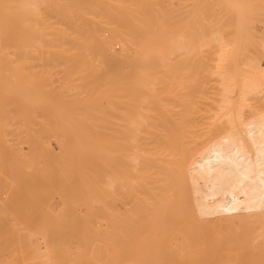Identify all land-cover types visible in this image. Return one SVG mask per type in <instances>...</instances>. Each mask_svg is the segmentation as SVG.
<instances>
[{"label": "rangeland", "instance_id": "374dc122", "mask_svg": "<svg viewBox=\"0 0 264 264\" xmlns=\"http://www.w3.org/2000/svg\"><path fill=\"white\" fill-rule=\"evenodd\" d=\"M171 1V5L173 4L172 7L176 10V12L178 9L186 12L184 13V19L181 22L179 21L178 17H176L175 21V29L178 27L184 29L183 31H181L182 29L178 28L181 32L177 31L178 29H176L177 34L175 33V37L180 36L178 37L180 39L177 38L178 41H176L179 48L175 47V51H173V54L168 59L162 57L154 58L156 59L155 61H159V63L157 62V65H155L148 74V77L151 78L154 82L151 83L153 86H147L151 89L150 91L146 87V89L143 88V91L141 92L142 96H139L136 101L133 100L131 95H128L130 91L129 87L132 85L131 79V84H129L128 78L130 76L134 77V74H137L138 76V73H130L128 67H125L121 64L122 69H119L120 72L118 73V75L115 74V72H118L117 67L119 65H116V63H114L112 60L107 59V57L105 58L101 55H97L99 54V52H94L96 54L95 55L93 53L89 54L86 52H83V54L82 52H79V54L75 51L63 52L57 50H46L41 51L40 54V51H38V47L36 45L33 46L34 49H32V51H25L26 49H23L24 51H21L18 47L21 43H24V41L22 42L21 38V36L23 37V35L21 34V27L19 28V25L17 24L16 29H18V32L16 30L17 34L15 37L17 40L16 42H18L19 44L15 42V49L17 47L16 52L13 53L12 51V54L10 52H7L10 55L6 52L0 53V61H10L9 63L7 62L8 64L6 63L7 65L0 63V85L3 82H8L11 84L14 83L13 86H16V90H18L13 94L14 99L12 100V106L10 107L9 105L7 108L8 110H6V115L10 117L12 116V118L5 117L3 119L0 117V139L2 137L1 140L4 142H0V264H264V166H257L259 167L257 168L251 165L248 160H244V155L239 149L241 148V146L239 145L241 139L234 138L233 131L231 130L230 126H228L226 121L223 120L224 122H217L215 127V124H213V120L219 118L220 112H222L223 110V108L220 109L217 105L219 104V106H226V104L222 101H220V103L217 102V100H221L218 98L220 97L219 95L221 94V92L218 91L222 90V84L220 80L218 81V79H220L219 75H217V73L214 71V62L212 63L213 60H210V57L213 56L211 52H214V54L217 52L218 54L220 48L219 46L223 44V42L227 43L228 40L234 41L233 38L235 36L231 32L229 33H231V35L234 37H228L231 35L227 36L226 34L230 29L228 23L226 22H229L230 24V22L234 20L235 25L236 15L234 14L232 16V19L229 21L228 18L226 19V17L229 16H224L223 14L224 18L227 21L224 19V21H222L223 16L221 17L220 15H218L217 18L216 14H213V12L209 14L208 12V17H210L211 20H213V15H215L214 21H216V24L214 23L211 28L216 30L213 31H217L216 33L220 31L218 34L220 36L222 34L225 35L224 39L227 40L224 41V39L222 38L223 36H221L223 40L221 39L218 41L219 45H217V42L214 43L216 44L215 47H217L218 49H214L213 46H207L210 48V52L208 48L207 50H203L202 45H200L202 46V49H200L197 41L195 42V40L191 36L198 30V28H196V30L193 31V28L197 26H193V23H191L192 25L187 23V21L189 22L190 20L189 8L191 7V4L189 2L191 0H185L188 2V5L185 4L186 2L184 0H179V2L178 0ZM111 2L113 6L115 0H111ZM178 3L181 4L179 5ZM183 4L184 6L182 7ZM36 11L39 12L38 9H36ZM251 15L253 18L251 17ZM219 16L221 17V19H219ZM263 16L264 15L257 16L256 14L251 13L248 18L246 17L247 19H250L249 17H251L256 21L255 25L249 23L252 26L251 28H249L250 26H247V23L252 19L248 20V22L246 21L247 19H245L247 23H244H246L245 25L247 26V28H249V32H259V36L257 34L256 36L254 34H251L250 40L247 37L244 38L245 40L243 39L242 43L243 41H245V44L240 43L241 50L244 48L243 51H245V45L248 41L249 44H252V42L253 44H257V41L264 38V36H262L264 34H260V31H263L262 33H264V18H262ZM50 19L54 21L50 28H54L56 26L55 24H57V22H55L57 18L51 17ZM79 19V26H82L78 27L80 31L74 30V28L72 29V27L70 29V26H68V24H63L64 26L66 25L68 27V30L74 31H71L73 32V36L75 35V33L77 34L76 31H79L78 35L84 34L82 30L84 29V25L81 22V18ZM260 20H262V22ZM220 23L223 25L221 26ZM232 23L233 21L231 22V24ZM187 24L189 25L190 32L192 34L188 30L189 27H186ZM224 24L225 28L223 27ZM234 25L232 24L230 26L234 28ZM102 31L105 34L106 39L108 38L109 40H111V44H109L113 51L119 52L122 49V44H120L121 42L113 38V35H111V30H109L108 28L102 26ZM184 31L186 35H188L189 33L190 35H188L187 40L184 39L183 43V39L181 40V34ZM232 31L234 32L233 29ZM20 34L21 36H18ZM248 35L246 33V36ZM252 36L255 37L256 40ZM258 37L259 39L257 40ZM252 39L255 41V43L254 41H252ZM231 42L229 43L231 44ZM160 43L163 44V42ZM196 44L198 46H196ZM241 44L244 46H241ZM251 44L248 47H251ZM21 45L23 46L25 45V43ZM228 47L229 46L225 48L224 46L223 50H226H224L223 52H229L230 50L228 51ZM188 49H190V53L187 52ZM197 49L201 50V52L197 51ZM204 49H206V46L204 47ZM241 50V53H237V56L239 55L240 57L238 58L240 60L242 58L241 61L244 60L245 62L247 61V59L242 54L243 52ZM255 50H251L252 53L257 52ZM32 52H35L37 55L35 53L34 55ZM202 52H207V55L204 53V56ZM244 54L246 55V52H244ZM257 54H259V52H257ZM257 54H253L256 56L252 55V58H259L260 61L264 63V54L261 55L262 58L260 57V54ZM89 55H92L94 57H90ZM199 55H201L202 57ZM22 56H24V59H21L23 58ZM29 56L30 58H28ZM206 56L210 60V63ZM257 56L259 57L257 58ZM213 57H216V55ZM40 58L42 61L38 60ZM101 58L102 60H104L103 62ZM202 59L203 62H201ZM239 59L237 61L240 62ZM230 61L231 63H233L232 57L227 59L228 65L225 64L226 67L233 66V64H229ZM15 62H17L18 64H15ZM165 62H172L171 72H165V70L163 69L162 63ZM244 62L241 63L242 67L245 65L243 64ZM235 63L237 62L235 61ZM9 64L14 68H11ZM113 64H115V66ZM210 64L214 67H211ZM208 65L211 69L207 67ZM157 66H159V68ZM235 66L237 65L235 64ZM8 67L11 71L13 69V71L10 72ZM206 67L208 69H206ZM30 68L32 70H30ZM113 68L115 69L113 70ZM5 69L7 72L9 71V73L5 72ZM17 69L18 71L16 72ZM111 69L113 71H111ZM240 70L241 68L238 71L236 70V72L234 71L235 73L233 71H228L233 74V77H235L234 75H236L237 77L235 78H238L237 80L232 79L229 81L230 84L233 83V86L229 85L230 91L228 93L231 100L230 104L237 108L239 107L240 98L239 85L241 80H239V78L244 74L245 76L251 74L250 72L246 71L245 68L242 69L244 72ZM27 71L30 73H28ZM245 71L247 73H245ZM1 72L6 73L7 75L2 74ZM22 72L24 73L22 74ZM46 72L48 74H46ZM94 72L97 74H95ZM128 72L130 73L129 77L126 79L128 81L124 83V81H126L125 75L128 76ZM228 72L227 74L229 76H232L231 73ZM38 73L41 77L37 75ZM46 75L48 76V78ZM115 76L117 78H115ZM119 79L120 82L118 81ZM116 80L119 82V84ZM215 80L217 81L214 82ZM31 82H33L32 85ZM121 83L126 85H123ZM218 84H221V87ZM34 86H36V88ZM62 89L63 91H61ZM102 90L104 94L102 93ZM98 91L102 93L100 96H102L103 99L99 96ZM263 92L264 83L262 85L261 93L256 92L249 94V99L246 98L247 101L246 99L242 101L244 106L241 109L242 111H240V118H243L241 126H244L245 128V131L242 132L244 135L243 138L247 140L249 139V136L251 141L257 140L256 143L258 146V152L261 153L259 154L261 156L260 161L264 163V128H261L264 127ZM143 93L146 94L145 96H147V98H144L145 96H143ZM153 93H155V95ZM216 93L217 95H215ZM97 94L98 97H96ZM167 94H169V96ZM255 94H258L259 96H256ZM212 95H215V98L212 97ZM254 95L256 97H254ZM260 95L262 96L261 98ZM46 96L49 97V99H47ZM26 97H28L29 99H26ZM76 97L77 99L80 98L82 102L86 103L85 107L73 108L72 106H70V104H72L73 102H77ZM95 97L97 99H95ZM99 97L100 99H98ZM151 97H153V99L157 98V106H153L154 103L152 102V104L150 102ZM166 98L168 99L166 100ZM190 99L193 101H191ZM211 99L212 102H210ZM188 100H190L191 102L189 101V107L187 106V108L184 104ZM259 102H262V104ZM173 103L176 105H174ZM256 103H258V106H260L258 107ZM59 104H61V106H59ZM205 104L208 105L206 106ZM147 105L149 106L147 107ZM183 105L185 107H183ZM199 105L202 106V109L201 106L199 107ZM214 106H216V109ZM256 107L258 110L260 107L263 108H261L259 111H256ZM177 108H187L185 110L183 109V111H185L184 113L186 114V123L190 121L188 122V124H186L185 120H183L185 114L181 116V114L183 113L181 111L182 109L178 110L179 112H177ZM199 109H201L202 111H200ZM186 110L190 112H187ZM65 112H67L68 114H65ZM170 112L173 115L170 114ZM74 114H77L76 118L68 120L71 115V117H75ZM211 114L214 116H210ZM136 116L137 118H150L148 126H143L142 124L140 125V123H138L137 125V123L135 122L132 123L131 118ZM197 116L198 118H196ZM58 117L61 118V121L63 123L57 119ZM200 117L202 118V121ZM209 117H211L212 119ZM66 118H68L67 120L70 122V125L66 122ZM85 118L88 119L87 122L85 121ZM91 118L93 119L92 121ZM155 118H161V120L155 122ZM71 120L75 122L71 124ZM181 120H183V122ZM253 120L254 122H252ZM58 121L62 123V126ZM78 121L82 123L81 130L79 127H77L78 125L81 127L80 123L78 124ZM89 121L90 123H88ZM192 121L195 123H192ZM250 121L252 122V124L250 123ZM259 121L263 122V125ZM6 122L8 123L6 124ZM76 122L77 124H75ZM91 123L93 124L90 125ZM179 123H182L183 125ZM71 125H73V127H71L74 128L73 130L70 129ZM181 125L182 127L184 126L186 129H188H185L186 131H182ZM250 125H252L253 129H251ZM3 126H5L6 128ZM66 126H68L69 128ZM171 126L172 128L174 126L175 128H177L178 126V128H181L178 129L180 130V132L185 131V133H188L187 145L190 147L189 152L192 153H190L189 166L194 168L191 171L192 176H194V180H191V182L187 184L188 197L187 199L185 197L184 203V207L187 209V211L183 210L180 205L181 195L179 191V184L175 186L170 184L169 186V183L168 185H164L165 183L163 181L154 179L159 178L161 175H163L164 171L168 170L159 168V166H157L158 163H161L162 165H170V163L172 162V160L158 159L159 157H169L170 155L165 154L166 151H168V146H165L164 143L161 144V142H164V133L166 137L167 135L169 136L168 131ZM191 126L193 128H196L193 129ZM87 128L89 130H87L88 133H91L90 135L87 133V131H84V129L86 130ZM67 129L69 130L67 131ZM148 129L152 130L148 131ZM163 129L165 130V132ZM262 129L263 132H261ZM76 130L79 131V133L81 132L82 136H80V134L78 135V132ZM221 130L224 132V134ZM213 131L216 133L214 134ZM84 132L85 134H87V136L89 135L88 137H86V139L83 138ZM185 133H183V141L187 142ZM73 134L75 136H73ZM135 134H137V139L133 137L135 136ZM158 134L161 138L157 137L159 136ZM7 135L9 137H7ZM92 135L96 137L95 140L93 139L94 137ZM214 135L219 139L216 138L215 140ZM219 135L222 137L221 139H224L223 137L225 136L226 142L229 141L231 143H225L227 146H231L230 148L236 149L229 150L230 148L227 149L225 144L222 145ZM100 137H102L103 144L101 143L102 141L100 140ZM131 137L133 140L130 139ZM210 137L212 139H209ZM78 138H80L81 141L83 140L82 143H84V141L87 143H85L84 146L80 143V145L83 147H87L91 141V144H93L94 147H96L97 144V149H95L96 151H94L93 147V149L91 150L92 153L90 155L91 151L89 152L88 150L83 149V147L79 146V143L77 142L80 140ZM106 138L108 139V141ZM153 140L157 145L154 144ZM93 141H96L97 143ZM99 141H101L100 143L102 146H105H100ZM198 142L200 144H198ZM224 142L225 141H223V143ZM216 143L218 146L216 145ZM125 145L128 148L125 147ZM155 145L157 148H155ZM211 145L213 148L211 147ZM135 146H138L137 150L132 149ZM100 147L103 148V151ZM220 147H222V149L226 147V149L222 150ZM80 148H82L81 150L83 151H81ZM98 149H100L101 151ZM217 149L222 151H217ZM149 150H157L158 152H160L157 154H147L155 158L151 160V163H156V166H151V168L149 169L143 168L142 166H140V164H138L136 168L129 167V161L132 160V156H134V158L136 157V159L139 158L137 160H140V155L144 153V151ZM99 151L102 153L98 155ZM107 152L110 154L108 155ZM94 153L97 155H95ZM92 155H95L94 158H92ZM107 155L109 157V161L107 160ZM11 157L13 159H11ZM112 157H115V159ZM112 159L113 164L111 165ZM19 162L21 165H18ZM94 162H96L97 165ZM115 163H117L118 165H114ZM144 163H150V161ZM121 164L123 166H121ZM74 165L76 166L74 167ZM196 166L199 167V170L196 169ZM148 170L154 171L151 173V184L158 183L160 185L159 198L161 199L162 204L161 212L165 214L155 215L152 213H146L144 211L145 206L142 198L145 197L146 193L145 191H143V188L139 184V179L141 178L140 174L145 173ZM78 171L79 173L77 174ZM80 171L85 173L87 176L85 174H82L81 176ZM197 173L200 174L196 175ZM220 173L223 174L222 178L224 182L216 179L215 175H218ZM84 176L88 179L84 178ZM93 178H96V180H93ZM86 179L88 181H86ZM98 179L99 181H97ZM84 180L88 183L89 186L86 187L85 185L87 184L82 183V181ZM89 181L92 184H90ZM105 183L108 185L109 183H111V185H109L108 187L107 185H105ZM122 183L124 185H122ZM101 184L104 186H102ZM91 185H94V187ZM84 187H86L85 189L91 187V190H85ZM111 192L113 193L111 194ZM121 192L126 196L124 194H120ZM171 192L172 199L171 196L168 195ZM84 193L87 195V197L90 194L89 197L93 201H96L97 199L95 197L98 198L99 196V199L102 198L100 201H103L99 202L98 200L94 205L91 200L89 206L92 210V216L90 217L83 216L86 213V205L82 202V199L84 200L85 198H87ZM165 197L166 201H168L172 206V213H169V203L165 202ZM83 211L84 213L82 214ZM87 227L93 228L95 230L93 236H90V233L86 229ZM34 232L36 234H39V238L36 237V234H33ZM57 232H61V234L59 235L61 238V242L55 244L57 241H59L58 239L52 244L51 240L53 238L52 241H55L54 234L56 236ZM83 232H87L88 234L87 242L85 244H79L77 238ZM43 233H47L53 237L49 239L50 236H45ZM42 234L47 240H45L46 244H44L45 242H41ZM29 237H34L36 241H39L38 244L34 247L26 245V241ZM57 238L55 237V239ZM48 240H50L49 243L51 244L47 243ZM20 241H24V243L22 244V242ZM17 243H19V245Z\"/></svg>", "mask_w": 264, "mask_h": 264}, {"label": "bare ground", "instance_id": "6f19581e", "mask_svg": "<svg viewBox=\"0 0 264 264\" xmlns=\"http://www.w3.org/2000/svg\"><path fill=\"white\" fill-rule=\"evenodd\" d=\"M171 0H115V3H114V5L112 6V2H111V0H0V53L1 52H12L13 51V53L14 52H16V50H17V47H16V49H15V42L17 41L16 40V30H17V32H18V29H16L17 28V24L19 25V28L22 30H20L21 31V34L23 35V37L21 36V34L20 35H18V36H21V38H22V42L24 41V43H25V45H21V44H24V43H21L20 44V46L18 47L21 51H24L23 49H26L25 51H32V49H34L33 48V46H37L38 47V51H40V54H41V51H46V50H50V51H54V50H57V51H75V52H77V53H79V52H82V54H83V52H86V53H93V54H95L96 52H99V54H97V55H101V56H103V57H107V59H109V60H112L114 63H116V65H119L118 67H117V69H118V72H115V74H117L118 75V73L120 72V70L119 69H122L121 68V64L122 65H124L125 67H128V70L130 71V73L131 72H135V73H138V76H137V74L135 75L134 74V77H132V76H130V77H132V78H130L129 77V72H128V76L127 75H125L126 77H125V80L128 78L129 79V81L128 80H126V81H124V83L125 82H129V84H131V82H132V85L129 87L130 88V91H129V93H128V95H131L132 96V98H133V100L134 101H136L137 100V98L139 97V96H142V94H141V92L143 91V88L144 89H146V88H148L150 85H152L151 83H154L153 81H152V79L151 78H149L148 77V74L150 73L149 71L151 70V69H153L154 68V66L155 65H157V62L159 63V61H155L156 59H154V58H156V57H162V58H166V59H168L169 57H171V55L173 54V51H175L174 49H175V47L176 48H179L178 47V45H177V43H176V41H178L177 40V38L178 37H180V36H178V37H175V33H176V29H182V28H180V27H178V28H176L175 29V21H176V17H178L179 18V21L181 22L183 19H184V13H186V12H183L182 10H180V9H178L177 10V12H176V10L172 7V5H171V2H170ZM185 1V0H184ZM178 2H179V0H178ZM186 3V5H188L187 3V1H185ZM190 4H191V7L189 8L190 10H189V12H190V20H189V22L187 21V23L188 24H191V23H193V26H197V27H195V28H193V31H195L196 30V28H198V30L196 31V33L194 32V34H192L191 32H190V27H189V25L187 24L186 25V27L188 26L189 27V32L192 34L191 36H192V38L195 40V42L197 41V44H199V46L200 45H202L203 46V50H207V48L210 50V46H213V48L215 49V48H217V47H215L216 46V44H214V43H218V41L219 40H221L222 38L224 39V36L225 35H221V36H223L222 38H221V36L218 34V33H216L215 31H213V30H216V29H212L211 28V26L216 22V21H214V16L215 15H213V20H211L210 19V17H208V12H209V14L210 13H212L213 12V14H216V17L218 16V15H220L221 17L223 16V14H224V16H229V17H226V19L228 18V20L230 21L231 19H232V16L235 14L236 15V26L234 25V20H232L233 21V25H234V28L233 27H231L230 25H232L231 24V22H230V24H229V22H226V23H228V25H229V27H230V29H229V31H228V33L229 32H231L234 36H232L231 35V33H226L227 34V36L228 35H231V36H228V37H234L233 39H234V41L233 40H225L224 39V41H227V43H225V42H223V44H221L219 47V51H218V54H217V52L214 54V52H211V50H210V52L213 54V56H215L216 55V57H213V56H211L212 57V59H211V57H210V60H213L212 61V63L214 62V66H215V72L217 73V75H219V77H220V79H218V81L220 80L221 81V84H222V90L221 91H218V90H216V91H218V92H221V94L219 95L220 97H218L219 99H221V100H217V102H219L220 103V101H222V102H224L225 104H226V106H224V105H222V106H219V104L217 105V103H216V105L220 108V109H222L223 108V110H222V112H220V115H219V118H216L215 120H213V124H215L214 125V127L216 126V123L217 122H224V121H226V123L228 124V126H230V128H231V130L233 131V136H234V138H236V139H241V141L239 142V145L241 146V148H242V150H241V148H239L240 149V151L242 152V154L244 155V160H248V162L251 164V165H253L254 167H257V166H259V167H262V166H264V163L263 162H261L260 161V158H261V156L259 155V154H261V153H259L258 152V146H257V143H256V141H251L250 140V137L248 136V138L249 139H244L243 138V131H245V128H244V126H241V122L243 121L242 119L243 118H240V116H241V114H240V111H242L241 109H242V107L244 106V104L242 103V101L243 100H245L246 98L247 99H249V94H252V93H261L262 92V85H263V83H264V63H262L261 61H260V59L258 58L259 56H257V58L258 59H255V57L254 58H252L253 56H256V55H253V54H257V52H259V54H260V57L262 58V54H264V38L263 39H261V40H259V41H257V44L255 43V41L252 39V41H254V43L255 44H253V42H252V44H251V47H248V46H250V44H249V41L246 43V49H245V51H243L244 50V48L241 50L240 49V43H242V40L244 39V38H248L249 40L251 39V34H254L255 36H256V34L259 36V32H257L256 33V31H255V33H253L252 31V33L251 32H249L250 30H249V28H251L252 26L250 25V24H254L255 25V20L254 19H252L253 17H252V15H251V17H249L250 19H252V20H254V21H252V20H250V19H247L248 18V16L251 14V13H254V14H256L257 16H259V15H264V0H191L190 2H189ZM179 4V3H178ZM181 4V3H180ZM179 4V5H180ZM189 4V5H190ZM185 5V6H186ZM184 6V4L182 5V7ZM182 7H181V9H182ZM177 8V7H176ZM180 8V7H179ZM36 9H38L39 10V12L38 11H36ZM219 16V17H220ZM224 16L222 17V21H224V20H226L225 18H224ZM230 16H231V18H230ZM51 17H56L57 19L55 20V22H57V24H55L56 26L54 27V28H50V26H52V24L54 23V21L53 20H51L50 18ZM189 17V16H188ZM221 17L219 18V19H221ZM247 17V18H246ZM261 17V16H260ZM79 18H81V22H82V24L84 25L83 26V28L84 29H82L83 30V33L84 34H80V35H78L79 34V31H80V29L78 28V27H82V26H79L80 25V19ZM218 18V17H217ZM262 18H264V16L262 17ZM58 19H59V21H58ZM210 19V20H209ZM216 19V18H215ZM224 19V20H223ZM234 19V18H233ZM245 19H247L246 21L248 22V20H250L248 23L245 21ZM213 21V22H212ZM217 21H219V20H217ZM222 21H220V22H222ZM227 21V20H226ZM251 21H252V23H251ZM261 22H262V20H260ZM59 22H61V23H59ZM244 22H246L247 23V26H250L249 28H247V26L245 25L246 23H244ZM259 22V21H258ZM68 24V26H70V29H71V27H72V29L74 28V30H79V31H76L77 32V34L75 33V35L73 36L72 35V33L74 32L73 30H71V31H73V32H71L70 30H68L67 28V26L65 25H63V24ZM250 23V24H249ZM216 24V23H215ZM249 24V25H248ZM260 24V23H259ZM192 25V24H191ZM190 25V26H191ZM220 25L222 26L223 24H221L220 23ZM219 25V26H220ZM102 26H104V27H106V28H108L109 30H111V35H113V38H115L116 40H118L119 42H121L120 44H122L121 45V50L119 51V52H116V51H113V49L111 48V46H110V44H111V40H109L108 38V40L106 39V37H105V34L103 33V31H102ZM182 26H183V24H182ZM217 26V25H216ZM245 26H246V29H248V30H246L245 29ZM264 26V25H263ZM185 27V26H184ZM224 28H225V24H224V26H223ZM228 27V28H229ZM214 28H215V26H214ZM258 28V27H257ZM264 28V27H263ZM177 30V31H180V30ZM191 29H192V27H191ZM227 29V28H226ZM225 29V30H226ZM232 29L234 30V32L232 31ZM81 30V31H82ZM184 29H182L181 31H183ZM220 30H222V29H220ZM225 30H224V32H225ZM260 30V29H259ZM19 31V32H20ZM180 31V32H181ZM249 32V33H248ZM261 33V35L262 34H264V33H262L263 31H260ZM80 33H82V32H80ZM190 33L188 34V35H190ZM235 33V34H234ZM246 33H247V35L248 34H250V35H248V36H246ZM177 34V33H176ZM48 35V36H47ZM188 35H186L185 34V31L184 32H182V34H181V40L183 41V43H184V39H186L187 40V38H188ZM226 36V37H227ZM262 36H264V35H262ZM253 37V36H252ZM261 37V36H260ZM19 38V37H18ZM17 38V39H18ZM253 38H255V37H253ZM262 38V37H261ZM178 39H180V38H178ZM222 39V40H223ZM227 39H232V38H227ZM259 39V37L257 38V40ZM185 40V41H186ZM245 40V39H244ZM255 40H256V38H255ZM232 41V42H231ZM247 41V40H246ZM160 42H163V44L162 43H160ZM200 42V43H199ZM220 42H222V41H220ZM229 42H231V44L229 43ZM234 42V43H233ZM245 41H243V43L242 44H245L244 43ZM251 42V41H250ZM16 43H18V42H16ZM110 43V44H109ZM189 43V42H188ZM19 44V43H18ZM187 44V43H186ZM196 44V46H198ZM241 44V46H244V45H242ZM217 45H219V43L217 44ZM202 46H200V49H202L201 47ZM206 46V49H204V47ZM207 46H209V47H207ZM225 46V48L227 47V46H229L228 47V51L230 52H223L224 50H226V49H224L223 50V47ZM231 46H232V48H231ZM239 46V47H238ZM253 46H254V48H253ZM21 47H24V48H21ZM260 48V49H257V48ZM198 48V47H197ZM247 48H249V49H247ZM256 49V50H255ZM15 50V51H14ZM202 50V51H203ZM233 50V51H232ZM240 50L243 52L242 54L245 56V58L247 59V61H245L244 62V60L243 61H241L242 60V58H241V60L238 58V57H240L239 55L237 56V53L239 54V52H240ZM246 50H248V51H246ZM257 51V52H255V53H252V51ZM261 50V51H260ZM197 51H200L201 52V50H198L197 49ZM95 52V53H94ZM188 53H190V49H188V51H187ZM200 52H199V54H200ZM220 52V53H219ZM244 52H246V55H247V57H246V55L244 54ZM248 52H249V54H248ZM20 53V52H19ZM22 53V52H21ZM33 53V52H32ZM35 53V52H34ZM33 53V54H34ZM85 53V54H86ZM101 53V54H100ZM204 53L207 55V52H202V54L204 55ZM210 53V54H211ZM241 53V52H240ZM7 54H9V53H7ZM12 54V53H11ZM36 54V53H35ZM34 54V55H35ZM80 54V53H79ZM92 54V55H93ZM201 54V55H202ZM235 54V55H234ZM241 54V55H242ZM251 54V55H250ZM259 54H257V55H259ZM4 55V54H3ZM10 55V54H9ZM14 55V54H13ZM37 55V54H36ZM76 55V54H75ZM90 56V57H94V56ZM96 55V54H95ZM185 55V54H184ZM201 55H199V56H201ZM253 55V56H252ZM5 56V55H4ZM8 56V55H7ZM12 56V55H11ZM80 56V55H79ZM205 56V55H204ZM2 57V56H1ZM20 57V56H19ZM23 58H21V59H24V56H22ZM98 57V56H97ZM202 57V56H201ZM230 57H232V62L233 63H231V61L229 62V64L230 65H232L233 64V66H228V67H231V68H228V67H226V65L225 64H227V59L228 58H230ZM243 57V56H242ZM249 57V58H248ZM4 58H6V57H4ZM18 58V57H17ZM26 58H27V56H26ZM28 58H30V56L28 57ZM41 58H43V57H41ZM41 58L40 59H38V60H41ZM88 58V57H87ZM99 58V57H98ZM97 58V59H98ZM204 58V57H203ZM206 58L208 59V57L206 56ZM214 58H217V59H214ZM244 58V57H243ZM104 59V58H103ZM161 59V58H160ZM206 59V60H207ZM240 60V62L239 61H237V60ZM245 59V60H246ZM9 60V59H8ZM12 60V59H11ZM36 60V59H35ZM37 60V61H38ZM89 60V59H88ZM93 60V59H92ZM91 60V61H92ZM100 60V59H99ZM101 60H102V58H101ZM201 60V59H200ZM210 60L208 59V61H209V63H210ZM217 60V61H216ZM237 62V63H235V61ZM6 61V62H5ZM5 61H0V63H3V64H6L8 61L7 60H5ZM13 61V60H12ZM25 61V60H24ZM42 61V60H41ZM62 61V60H61ZM61 61H59V62H61ZM82 61V60H81ZM90 61V60H89ZM104 60H102V62H103ZM108 61V60H107ZM199 61V60H198ZM205 61V60H204ZM216 61V62H215ZM10 62V61H9ZM8 62V63H9ZM21 62V61H20ZM101 62V61H100ZM109 62V61H108ZM111 62V61H110ZM201 62H203V59H202V61ZM242 62H244L243 64H245L243 67L246 69V71H248V72H250L251 74L250 75H248V74H246V75H248V76H245V74L242 76V77H240L239 78V80H241L240 81V85H239V95H240V98H239V107L237 108V107H234V106H232V104H230L231 103V100H230V97H229V91H230V86L229 85H231V86H233L232 84H230V80H232V79H235V80H237L235 77H237L236 75H234L235 77H233V74L231 73V72H228V71H235L236 72V70L238 71L240 68H241V70L242 69H244L243 67H242V65H241V63ZM7 63V64H8ZM17 62H15V64H16ZM22 63H24V62H22ZM82 63V62H81ZM215 63H216V65H215ZM6 64V65H7ZM18 64V63H17ZM29 64V63H28ZM31 64V63H30ZM107 64V63H106ZM235 64L237 65V66H235ZM238 64H239V66H238ZM10 65V64H9ZM22 65H24V64H22ZM32 65H34V64H32ZM43 65V64H42ZM94 65V64H93ZM114 66H115V64H113ZM211 65V64H210ZM228 65V64H227ZM4 66V65H3ZM11 66V68H14V67H12V65H10ZM9 66V67H10ZM20 66V65H19ZM123 66V67H124ZM214 66H212L211 65V67H214ZM9 67H8V69H9ZM31 67V66H30ZM112 67V66H111ZM158 68H159V66H157ZM162 67H163V69L165 70V72H171L172 71V62H165V63H162ZM161 67V68H162ZM208 68L210 67L209 65L207 66ZM206 67V69H208ZM36 68V67H35ZM80 68V67H79ZM157 68V69H158ZM160 68V69H161ZM3 69V68H2ZM20 69H21V67H20ZM115 68H113V70H114ZM209 69H211V68H209ZM229 69H231V70H229ZM30 70H32L31 68H30ZM112 69H111V71H113ZM155 70H156V68H155ZM240 70V71H241ZM9 71L10 72H12L13 71V69H12V71L9 69ZM9 71L7 72L6 71V69H5V72H7V73H9ZM18 71V69L16 70V72ZM21 71V70H20ZM24 71V70H23ZM36 71V70H35ZM43 71V70H42ZM46 71V70H45ZM51 71V70H50ZM79 71V70H78ZM77 71V72H78ZM96 71V70H95ZM115 71H117V70H115ZM174 71V70H173ZM239 71V72H240ZM243 71V70H242ZM245 71V73H247ZM28 72V71H27ZM37 72V71H36ZM90 72V71H89ZM227 72L228 73H231V75L232 76H229L228 74H227ZM234 72V73H235ZM238 72V73H239ZM244 72V71H243ZM2 73V72H1ZM24 72H22V74H23ZM28 73H30V72H28ZM28 73H25V74H28ZM41 73V72H40ZM95 73V72H94ZM112 73V72H111ZM215 73V74H216ZM2 74H6V73H2ZM12 74H14V73H12ZM17 74V73H16ZM21 74V75H22ZM32 74H33V71H32ZM43 74H45V73H43ZM46 74H48L47 72H46ZM70 74V73H69ZM75 74V73H74ZM95 74H97V73H95ZM7 75V74H6ZM30 75V74H29ZM36 75V74H35ZM37 75H39V73L37 74ZM53 75V74H52ZM116 75V76H117ZM228 75V76H227ZM242 75V74H241ZM40 76V75H39ZM47 76V75H46ZM50 76V75H49ZM76 76V75H75ZM74 76V77H75ZM115 76V78H117ZM136 76V77H135ZM210 76V75H209ZM12 77V76H11ZM16 77V76H15ZM41 77V76H40ZM93 77V76H92ZM120 77V76H119ZM169 77V76H168ZM212 77V76H211ZM216 77V76H215ZM218 77V76H217ZM218 77V78H219ZM27 78V77H26ZM29 78V77H28ZM44 78V77H43ZM47 78H48V76H47ZM172 78V77H171ZM213 78H214V76H213ZM12 79V78H11ZM18 79V78H17ZM34 79V78H33ZM33 79H32V81H33ZM36 79H38V78H36ZM121 79V78H120ZM120 79L118 80L119 82H120ZM123 79V78H122ZM130 79H131V82H130ZM173 79V78H172ZM4 80V79H3ZM22 80V79H21ZM28 80V79H27ZM30 80V79H29ZM44 80V79H43ZM48 80V79H47ZM72 80V79H71ZM157 80V79H156ZM155 80V81H156ZM0 81H1V79H0ZM10 81H12V80H10ZM117 81V80H116ZM115 81V82H116ZM117 81V82H118ZM123 81V80H122ZM217 80H215L214 82H216ZM234 81V80H233ZM16 82H17V80H16ZM47 82V81H46ZM49 82H51V81H49ZM119 82H118V84H119ZM236 82H239V81H236ZM235 82V83H236ZM20 83H21V81H20ZM32 83L33 82H31V85H32ZM45 83V82H44ZM234 83V84H235ZM13 84L14 83H8V82H3L1 85H0V91H1V96H0V117L1 118H5V117H9V118H12V116L10 117V116H8V115H6L7 113H6V110H8L7 108H8V106L10 105V107L12 106V100L14 99L13 98V94L15 93V91H18V90H16V86H13ZM23 84V83H22ZM28 84H30V83H28ZM38 84V83H37ZM41 84V83H40ZM50 84V83H49ZM51 84H53V83H51ZM56 84V83H55ZM117 84V83H116ZM121 84H123V83H121ZM120 84V85H121ZM215 84V83H214ZM30 85V86H31ZM46 85V84H45ZM97 85V84H96ZM113 85V84H112ZM123 85H126V84H123ZM217 85V86H218ZM238 85V84H237ZM47 86V85H46ZM65 86V85H64ZM116 86V85H115ZM127 86H129V85H127ZM148 86V87H147ZM153 86V85H152ZM156 86V85H155ZM154 86V87H155ZM158 86V85H157ZM27 87H29V86H27ZM35 88H36V86H34ZM50 87V86H49ZM125 87V86H124ZM146 87V88H145ZM220 87H219V89H220ZM46 88V87H45ZM51 88V87H50ZM57 88V87H56ZM55 88V89H56ZM159 88H160V86H159ZM18 89V88H17ZM52 89H53V87H52ZM59 89H61V88H59ZM100 89H102V88H100ZM170 89V88H169ZM46 90V89H45ZM148 90L150 91L151 89L150 88H148ZM171 90V89H170ZM37 91V90H36ZM55 91V90H54ZM61 91H63V89L61 90ZM155 91H156V89H155ZM260 91V92H259ZM21 92V91H20ZM39 92V91H38ZM42 92V91H41ZM48 92V91H47ZM99 92V91H98ZM106 92V91H105ZM124 92V91H123ZM145 92H146V90H145ZM176 92V91H175ZM18 93V92H17ZM40 93V92H39ZM38 93V94H39ZM102 93H103V90H102ZM102 93H100L99 92V96L102 94ZM156 93H158V92H156ZM182 93V92H181ZM264 93V92H263ZM44 94V93H43ZM43 94H41V95H43ZM47 94V93H46ZM57 94V93H56ZM68 94V93H67ZM75 94V93H74ZM104 94V93H103ZM144 95L143 96H145L146 94L145 93H143ZM154 95H155V93H153ZM153 94H151V95H153ZM163 94V93H162ZM170 94V93H169ZM169 94H167L168 96H169ZM172 94V93H171ZM194 94V93H193ZM238 94V93H237ZM19 95V94H18ZM66 95V94H65ZM64 95V96H65ZM73 95V94H72ZM161 95V94H160ZM166 95V94H165ZM182 95V94H181ZM187 95V94H186ZM185 95V96H186ZM215 95H217V93L215 94ZM215 95L213 96L212 95V97H214L215 98ZM256 95V94H255ZM254 95V97H256ZM20 96V95H19ZM23 96V95H22ZM21 96V97H22ZM26 96V95H25ZM45 96V95H44ZM63 96V95H62ZM96 96V95H95ZM104 96V95H103ZM183 96V95H182ZM189 96V95H188ZM252 96V95H251ZM259 96V95H258ZM43 97V96H42ZM47 97V96H46ZM69 97V96H68ZM78 97V96H77ZM77 97H76V99H77ZM96 97H98V94H97V96ZM95 97V99H97ZM102 99H103V97L102 96H100ZM100 97L98 98V99H100ZM179 97H181V96H179ZM262 96L260 95V98H261ZM44 98V97H43ZM59 98V97H58ZM63 98V97H62ZM83 98V97H82ZM89 98H91V97H89ZM144 98H147V96H145ZM160 98H161V96H160ZM199 98V97H198ZM217 98V99H218ZM260 98H259V101H260ZM25 99V98H24ZM26 99H29L28 97H26ZM47 99H49V97H47ZM55 99V98H54ZM68 99V98H67ZM164 99V98H163ZM162 99V100H163ZM168 98H166V100H167ZM181 99V98H180ZM186 99V98H185ZM191 99H193V98H191ZM190 99V100H191ZM201 99V98H200ZM213 99V98H212ZM212 99H211V101L210 102H212ZM247 99H246V101H247ZM57 100H59V99H57ZM64 100V99H63ZM79 100V101H78ZM166 100H165V102H166ZM170 100V99H169ZM172 100V99H171ZM187 100V99H186ZM190 100H188L187 102H185V104L184 105H186V107L189 105V101ZM203 100V99H202ZM251 100V99H250ZM264 100V99H263ZM72 101V100H71ZM75 101V100H74ZM91 101V100H90ZM93 101V100H92ZM174 101H176V100H174ZM191 101H193V100H191ZM190 101V102H191ZM205 101V100H204ZM203 101V102H204ZM21 102V101H20ZM51 102V101H50ZM73 102V101H72ZM71 102V103H72ZM86 102V101H85ZM150 102L153 104V106L155 105V106H157V98L156 99H153V97H151V100H150ZM160 102V101H159ZM167 102H169V101H167ZM184 102V101H183ZM25 103V102H24ZM59 103V102H58ZM198 103H200V102H198ZM206 103V102H205ZM249 103H250V101H249ZM249 103H247V104H249ZM252 103V102H251ZM259 103H261L262 104V102H259ZM56 104V103H55ZM69 104V103H68ZM76 104V105H75ZM129 104V103H128ZM167 104V103H166ZM174 104V103H173ZM192 104V103H191ZM195 104V103H194ZM237 104V103H236ZM257 104V106H258V103H256ZM85 105H86V103H84V102H82V100L79 98V99H77V102L75 101V102H73L72 104H70V106H72L73 108H78V107H85ZM174 105H176V104H174ZM178 105H179V103H178ZM177 105V106H178ZM181 105V104H180ZM183 105V107H185ZM203 105V104H202ZM206 105V104H205ZM208 105V104H207ZM206 105V106H207ZM215 105V104H214ZM24 106V105H23ZM54 106V105H53ZM57 106V105H56ZM59 106H61V104H59ZM129 106V105H128ZM149 105H147V107H148ZM201 105H199V107H200ZM204 106V105H203ZM211 106V105H210ZM236 106V105H235ZM260 106V105H259ZM258 106V107H259ZM262 106V105H261ZM31 107V106H30ZM71 107V108H72ZM181 107V106H180ZM189 107V106H188ZM187 107V108H188ZM215 107V109H216V106H214ZM217 107V108H218ZM50 108H51V106H50ZM63 108H65V107H63ZM69 108V107H68ZM187 108H185V109H187ZM213 108V107H212ZM261 108H263V107H260L259 108V110L261 109ZM10 109V108H9ZM176 109V108H175ZM180 109H182V108H180ZM180 109H178L177 108V112H179L178 110H180ZM184 109V108H183ZM183 109L181 110L183 113L181 114V116L182 115H184L185 113V111H183ZM184 109V110H185ZM190 109H192V108H190ZM201 109H202V106H201ZM201 109H199L200 111H202ZM207 109V108H206ZM256 109V111L258 110L257 109V107L255 108ZM264 109V108H263ZM62 110V109H61ZM78 110V109H77ZM86 110V109H85ZM198 110V109H197ZM258 110V111H259ZM21 111V110H20ZM66 111V110H65ZM187 111V110H186ZM221 111V110H220ZM25 112V111H24ZM30 112H31V109H30ZM29 112V113H30ZM33 112V111H32ZM53 112V111H52ZM62 112V111H61ZM68 112V111H67ZM67 112H65V114L67 113ZM174 112H176V111H174ZM187 112H190V111H187ZM205 112V111H204ZM203 112V113H204ZM219 112V111H218ZM77 113V112H76ZM145 113H147V112H145ZM194 113V112H193ZM200 113V112H199ZM209 113V112H208ZM260 113V112H259ZM262 113H263V111H262ZM28 114V113H27ZM33 114V113H32ZM68 114V113H67ZM86 114V113H85ZM170 114H172L171 112H170ZM201 114H202V112H201ZM264 114V113H263ZM15 115V114H14ZM19 115H20V112H19ZM73 115V114H72ZM71 115V116H72ZM75 115V114H74ZM77 115V114H76ZM76 115H75V117L73 116V117H71L70 116V118L68 119V118H66V120L68 119V120H70V119H72V118H76ZM173 115V114H172ZM175 115V114H174ZM179 115V114H178ZM196 115V114H195ZM204 115V114H203ZM205 115H207V114H205ZM261 115V114H260ZM78 116H80V115H78ZM133 116V115H132ZM180 116V117H181ZM201 116V115H200ZM210 116H214V115H210ZM42 117V116H41ZM142 117V116H141ZM179 117V118H180ZM185 117H186V114L184 115V119L183 120H185V123H186V120L187 119H185ZM193 117H195V116H193ZM264 117V116H263ZM17 118V117H16ZM23 118V117H22ZM38 118V117H37ZM182 118V117H181ZM196 118H198V116L196 117ZM201 118V117H200ZM209 118H211V117H209ZM208 118V119H209ZM213 118H215V117H213ZM256 118V117H255ZM59 121H61V118H57ZM78 119V118H77ZM77 119H76V121H77ZM84 119V118H83ZM117 119V118H116ZM156 120H155V122H158V121H160L161 120V118H155ZM192 119V118H191ZM212 119V118H211ZM257 119V118H256ZM1 120V119H0ZM65 120V119H64ZM66 121L67 123H69V125H70V122L69 121ZM79 120V119H78ZM87 118H85V121L87 122ZM89 120H90V118H89ZM93 119L91 118V121H92ZM95 120V119H94ZM130 120V119H129ZM179 120V119H178ZM183 120H181L182 122H183ZM224 120V121H223ZM14 121V120H13ZM23 121H25V120H23ZM56 121V120H55ZM58 121V122H59ZM72 121V120H71ZM84 121V120H83ZM181 121H179V122H181ZM195 121V120H194ZM200 121V120H199ZM201 121H202V118H201ZM207 121H209V120H207ZM248 121V120H247ZM256 121V120H255ZM27 122V121H26ZM25 122V123H26ZM62 122V121H61ZM61 122H59V124H61V126H62V123ZM73 122H75V121H72V123L71 124H73ZM100 122V121H99ZM131 122L133 123V122H135V123H137V125H138V123H140V125L142 124L143 126H148V124H149V122H150V118H137V116L136 117H133V118H131ZM167 122H168V120H167ZM188 122H190V121H188ZM188 122L186 123V124H188ZM252 122H254V120L252 121ZM252 122L250 121V123L252 124ZM260 122V121H259ZM1 123V122H0ZM4 123V122H3ZM8 122H6V124H7ZM57 123V122H56ZM80 123V125L82 124L81 122H79L78 121V124ZM84 123V122H83ZM88 123H90V121L88 122ZM131 123V124H132ZM192 123H195V122H193L192 121ZM200 123V122H199ZM205 123V122H204ZM262 125H263V122H260ZM65 124V123H64ZM63 124V125H64ZM75 124H77V122L75 123ZM85 124V123H84ZM93 123H91L90 125H92ZM157 124V123H156ZM170 124V123H169ZM179 124H182V123H179ZM197 124V123H196ZM201 124H203V123H201ZM200 124V125H201ZM209 124H210V122H209ZM68 125V126H69ZM175 125V124H174ZM183 125V124H182ZM182 125H181V127H182ZM191 125V124H190ZM199 125V124H198ZM224 125V124H223ZM247 125V124H246ZM260 125V124H259ZM15 126V125H14ZM26 126V125H25ZM68 126H66V127H68ZM187 126H189V125H187ZM193 126H195V125H193ZM202 126V125H201ZM251 126V129H253V127H252V125H250ZM254 126V125H253ZM264 126V125H263ZM3 127H5V126H3ZM71 127H73V125H71L70 126V129H74V128H71ZM77 127H79L80 128V130H81V128H82V125H81V127L78 125ZM84 127V126H83ZM96 127V126H95ZM157 127V126H156ZM192 127V126H191ZM211 127V126H210ZM222 127V126H221ZM223 127H226V126H223ZM6 128V127H5ZM5 128H4V130H5ZM69 128V127H68ZM76 128V127H75ZM86 128V127H85ZM89 128V127H88ZM88 128L85 130L84 129V131L86 132L87 130H88ZM148 128H150V127H148ZM193 128V127H192ZM194 128H196V127H194ZM193 128V129H194ZM197 128H198V126H197ZM261 128H264V127H261ZM8 129V128H7ZM56 129V128H55ZM66 129V128H65ZM160 129V128H159ZM167 129V128H166ZM178 129H181V128H178V126H177V128H175V126L172 128V126L169 128V131H168V134H169V136L167 135V137L165 136V133H164V142H161V144L162 143H164V145L165 146H168V151H166V149H165V151H166V155L167 154H170L169 155V157H159L158 159H165V160H172V162L170 163V165H162L161 163H158L157 164V166H159V168H163L164 170L165 169H168V170H166V171H164V173H163V175H161L159 178H154L155 180H159V181H163L165 184L164 185H168V183H169V186H170V184H172L173 186H175V185H177V184H179L180 185V189H179V191H180V195H181V198H180V205H181V208L183 209V210H185V211H187V209L184 207V203H185V197H186V199H187V197H188V193H187V184H189L190 182H191V180L193 181L194 180V176H192V170L194 169L193 167H190L189 165H190V153L191 152H189L190 151V147L187 145V143H188V139H187V134L188 133H185V131L188 129H186L184 126L182 127V131L183 130H185L184 132H180V130H178ZM201 129V128H200ZM17 130V129H16ZM69 129H67V131H68ZM152 129H148V131H151ZM164 130V129H163ZM189 130H191V129H189ZM188 130V131H189ZM199 130V129H198ZM209 130V129H208ZM230 130V131H231ZM250 130V129H249ZM15 131V130H14ZM57 131V130H56ZM66 131V130H65ZM77 131V130H76ZM89 131V130H88ZM88 131H87V133H88ZM162 131V130H161ZM203 131V130H202ZM222 131V130H221ZM261 131V130H260ZM260 131H259V133H260ZM6 132V131H5ZM32 132V131H31ZM78 132V135L80 134V136H82L81 134V132L79 133V131H77ZM83 132V131H82ZM85 132L83 133V138H85L86 139V137H88L91 133L89 132L88 134V136H87V134H85ZM141 132V131H140ZM164 132H165V130H164ZM197 132V131H196ZM214 132V131H213ZM223 132V131H222ZM258 132V131H257ZM261 132H263V129H262V131ZM152 133V132H151ZM183 133H185V136H186V141L187 142H184L183 141V138H184V134ZM208 133V132H207ZM211 133V132H210ZM216 132H214V134H215ZM245 133V132H244ZM264 133V132H263ZM2 134V133H1ZM16 134V133H15ZM84 134H85V136H84ZM223 134H224V132H223ZM227 134V133H226ZM226 134H225V136H226ZM252 134V133H251ZM33 135V134H32ZM31 135V136H32ZM96 135V134H95ZM137 134H135V136H133V137H137L136 136ZM159 135V134H158ZM202 135V134H201ZM256 135V134H255ZM258 135V134H257ZM262 135V134H261ZM4 136H5V134H4ZM19 136V135H18ZM29 136V135H28ZM34 136V135H33ZM73 136H75L74 134H73ZM93 136V135H92ZM92 136H91V139H92ZM110 136V135H109ZM196 136V135H195ZM210 136V135H209ZM213 136V135H212ZM220 136V135H219ZM225 136L223 137L224 139H221L222 137L220 136V139H221V142H222V145L223 144H227V143H229V144H231L229 141H227L226 142V139H225ZM254 136V135H253ZM7 137H9L8 135H7ZM79 137V136H78ZM94 137V136H93ZM105 137V136H104ZM157 137H159V138H161L160 137V135L159 136H157ZM258 137V136H257ZM257 137H256V139H257ZM261 137V136H260ZM6 138V137H5ZM12 138V137H11ZM37 138V137H36ZM36 138H35V141H36ZM82 138V139H83ZM98 138V137H97ZM101 138V139H100ZM99 139L102 141V137H100ZM121 138V137H120ZM158 138V139H159ZM216 138L217 139H219L217 136H215L214 135V139L216 140ZM228 138V137H227ZM1 139H2V137H1ZM0 139V140H1ZM17 139V138H16ZM34 139V138H33ZM71 139V138H70ZM79 140H80V138H78ZM90 139V140H91ZM94 140L96 139V137H94L93 138ZM107 139V138H106ZM130 139H132V137L130 138ZM137 139V138H136ZM209 139H212L211 137L209 138ZM254 139V138H253ZM25 140V139H24ZM72 140V139H71ZM133 140V139H132ZM131 140V141H132ZM185 140V139H184ZM225 141L224 143H223V141ZM5 141H7V140H5ZM13 141V140H12ZM32 141V140H31ZM30 141V142H31ZM34 141V142H35ZM42 141V140H41ZM78 141V140H77ZM81 141V140H80ZM80 141H78L77 143H79V146H81L80 145V143L81 144H83V146H84V144L86 143L85 141H84V143H82V141L80 142ZM89 141V140H88ZM101 141H99V144H100V146H102L101 145V143L103 144V141L101 142ZM107 141H108V139H107ZM127 141V140H126ZM155 141H158V140H155ZM214 141V140H213ZM0 142H2V143H4L2 140L0 141ZM10 142V141H9ZM29 142V141H28ZM90 142V141H89ZM88 142V143H89ZM92 142V141H91ZM91 142L88 144V146L85 148V147H83V146H81V147H83V149H86V150H88L89 152L93 149V147H94V145L93 144H91ZM93 142H96V141H93ZM97 142H98V139H97ZM96 142V143H97ZM101 142V143H100ZM109 142H110V140H109ZM133 142V141H132ZM153 142H154V140H153ZM218 142V141H217ZM21 143V142H20ZM32 143V142H31ZM38 143H39V141H38ZM37 143V144H38ZM95 143V144H96ZM112 143H113V141H112ZM151 143V142H150ZM203 143V142H202ZM8 144V143H7ZM17 144H18V142H17ZM35 144V143H34ZM33 144V145H34ZM36 144V145H37ZM42 144V143H41ZM87 144V143H86ZM109 144H111V143H109ZM115 144V143H114ZM114 144H112V145H114ZM154 144H156L155 142H154ZM160 144V145H161ZM198 144H200L199 142H198ZM219 144H220V141H219ZM225 144V146L227 147V149L228 148H230L229 146H227ZM228 144V145H229ZM4 145V144H3ZM2 145V146H3ZM45 145V144H44ZM111 145V146H112ZM122 145V144H121ZM157 145V144H156ZM156 145H155V148H157L156 147ZM197 145V144H196ZM210 145V144H209ZM216 145H217V143H216ZM215 145V146H216ZM221 145V146H222ZM239 145H237V146H239ZM47 146V145H46ZM105 146V145H104ZM104 146H102V147H104ZM119 146H120V143H119ZM134 146V145H133ZM164 146V147H165ZM213 146H214V144H213ZM218 146V145H217ZM33 147V146H32ZM31 147V148H32ZM45 147V146H44ZM102 147H100V148H102ZM122 147V146H121ZM125 147H127L126 145H125ZM136 147V148H135ZM134 148H132V149H138L137 147L138 146H135ZM152 147V146H151ZM154 147V146H153ZM159 147V146H158ZM198 147V146H197ZM209 147V146H208ZM211 147H212V145H211ZM226 147L225 148H223L222 149V147H220L222 150H225L226 149ZM234 147V146H233ZM236 147V146H235ZM3 148V147H2ZM35 148H36V146H35ZM46 148V147H45ZM79 148V147H78ZM128 148V147H127ZM167 148V147H166ZM213 148V147H212ZM20 149V148H19ZM34 149V148H33ZM82 148H80V150H81ZM95 149H97V144H96V147H94V151H96ZM146 149V148H145ZM194 149V148H193ZM236 149V148H235ZM234 148H230L229 150H235ZM16 150V149H15ZM18 150V149H17ZM45 150H48V149H45ZM98 150H100V149H98ZM192 150V149H191ZM201 150V149H200ZM208 150V149H207ZM212 150V149H211ZM222 150H218L217 149V151H222ZM5 151V150H4ZM81 151H83V150H81ZM80 151V152H81ZM101 151V150H100ZM99 151V153H98V155L100 154V153H102V152H100ZM102 151H103V148H102ZM108 151V150H107ZM119 151V150H118ZM121 151V150H120ZM132 151V150H131ZM142 151H143V149H142ZM154 150H149V151H144V153H142L141 155H140V160H137V159H139V158H137L136 159V157L134 158V156H132V160H130L129 161V167L130 168H136V166L138 165V164H140V166H142L143 168H146V169H149V168H151V166L152 167H154V166H156V163H151V160H153V159H155L154 157H152V156H149V155H147L148 153H160V152H158L157 150H155L154 152H153ZM164 151V150H163ZM239 151V150H238ZM79 152V151H78ZM111 152V151H110ZM138 152V151H137ZM84 153H85V150H84ZM91 153H92V151L90 152V155H91ZM96 153V152H95ZM94 153V154H95ZM108 153V152H107ZM107 153H105V154H107ZM112 153V152H111ZM119 153V152H118ZM134 153H135V151H134ZM198 153V152H197ZM201 153V152H200ZM208 153V152H207ZM110 153H108V155H109ZM133 154V153H132ZM192 154V153H191ZM95 155H97V154H95ZM94 155V156H95ZM103 155V154H102ZM108 155H107V160H108ZM131 155V154H130ZM129 155V156H130ZM21 156V155H20ZM93 156V155H92ZM94 156L92 157V158H94ZM106 156V155H105ZM112 156V155H111ZM110 156V157H111ZM114 156V155H113ZM136 156V155H135ZM97 157V156H96ZM95 157V158H96ZM131 157V156H130ZM112 158H114L115 159V157H112ZM2 159V158H1ZM11 159H13L12 157H11ZM23 159H25V158H23ZM137 161H136V160ZM102 160V159H101ZM214 160H215V158H214ZM88 161V160H87ZM99 161V160H98ZM109 161V160H108ZM148 161H150V163H144V162H148ZM16 162V161H15ZM22 162V161H21ZM102 162V161H101ZM100 162V163H101ZM118 162V161H117ZM128 162V161H127ZM95 164H96V162H94ZM110 163V162H109ZM108 164V163H107ZM113 164V159H112V161H111V165ZM18 165H21L20 164V162H19V164ZM78 165H80V164H78ZM97 165V164H96ZM96 165H95V167H96ZM109 165V164H108ZM114 165H118L117 163H115ZM127 165V164H126ZM126 165H124V166H126ZM15 166H16V164H15ZM76 165H74V167H75ZM121 166H123L122 164H121ZM121 166H117V167H121ZM81 167H83V166H81ZM113 167V166H112ZM259 167H257V168H259ZM20 168V167H19ZM19 168H17V169H19ZM79 168V167H78ZM77 168V169H78ZM84 168H86V167H84ZM7 169V168H6ZM44 169V168H43ZM80 169V168H79ZM118 169H120V168H118ZM122 169V168H121ZM196 169L197 170H199V167L198 166H196ZM83 170V169H82ZM35 171V170H34ZM58 171V170H57ZM92 171V170H91ZM82 171H80V174H81V176H82V174L84 175L85 173H81ZM152 172H154V171H146L145 173H141L140 174V179H139V184L141 185V187L143 188V191H145V197L144 198H142L143 199V201H144V206H145V208H144V211L146 212V213H152V214H155V215H161V214H165V213H162L161 212V206H162V204H161V199L159 198V195H160V189H159V187H160V185L158 184V183H152L151 184V178H152V175H151V173ZM79 173V171L77 172V174ZM88 173V172H87ZM92 174H94V173H92ZM198 174H200V173H197L196 175H198ZM86 175V174H85ZM89 175V174H88ZM87 176V175H86ZM216 176V179L217 180H219V181H221V182H224V180H223V178H222V176H223V174L222 173H220V174H218V175H215ZM89 177V176H88ZM95 177V176H94ZM108 177V176H107ZM84 178H87V177H85L84 176ZM83 178V179H84ZM109 178V177H108ZM9 179V178H8ZM88 179V178H87ZM86 179V181H88ZM92 180V179H91ZM90 180V181H91ZM93 180H96V178H93ZM13 181V180H12ZM85 180L84 181H82V183H84V184H87V185H85L86 187L87 186H89L88 185V183L86 182ZM90 181H89V183H90ZM97 181H99V179L97 180ZM102 181V180H101ZM100 181V182H101ZM15 182V181H14ZM110 182V181H109ZM111 182H112V180H111ZM13 183V182H12ZM94 183H96V182H94ZM106 183H107V181H106ZM105 183V185H107L108 187H109V185H111V183H109V185L108 184H106ZM115 183V182H114ZM32 184V183H31ZM34 184V183H33ZM90 184H92V183H90ZM103 184V183H102ZM101 184V185H102ZM13 185V184H12ZM122 185H124L123 183H122ZM191 185V184H190ZM83 186V185H82ZM82 186H80V187H82ZM91 186H93L94 187V185H91ZM102 186H104V185H102ZM117 186V185H116ZM86 187H84V189L86 188ZM91 188V187H90ZM90 188H88V189H85V190H88V191H90L91 189ZM118 188V187H117ZM58 189V188H57ZM96 189V188H95ZM112 189V188H111ZM110 189V190H111ZM170 189H171V187H170ZM26 190V189H25ZM56 191V190H55ZM115 191H116V189H115ZM23 192V191H22ZM110 192V191H109ZM86 193V192H85ZM84 193V195H86ZM113 192H111V194H112ZM22 194V193H21ZM33 194V193H32ZM120 194H124V193H120ZM52 195V194H51ZM92 195V194H91ZM125 195V194H124ZM162 195V194H161ZM165 195V194H164ZM169 196H171V199H172V192L170 193V194H168ZM89 196H90V194H89ZM87 197V195H86V197L87 198H85L84 200L82 199V202L86 205V213H85V215H83V216H87V217H90V216H92V214H91V207L89 206V203L91 202V198L90 197ZM99 196V195H98ZM126 196V195H125ZM23 197V196H22ZM27 197V196H26ZM95 197V196H94ZM100 197V196H99ZM99 197L97 198V197H95L96 199V201H93L92 200V202L94 203V205H95V203L99 200V202H103V201H100L101 199H99ZM121 197V196H120ZM167 197V196H166ZM166 197H165V202H167V203H169L168 201H166ZM31 198H32V196H31ZM84 198V197H83ZM108 198V197H107ZM48 199V198H47ZM120 199V198H119ZM118 199V200H119ZM191 199V198H190ZM35 200V199H34ZM81 200V199H80ZM25 201V200H24ZM46 201V200H45ZM108 201V200H107ZM110 202V201H109ZM31 203V202H30ZM75 203V202H74ZM22 204H24V203H22ZM81 204V203H80ZM102 204V203H101ZM91 205V204H90ZM168 205V204H167ZM167 205H166V207H167ZM41 206V205H40ZM102 206V205H101ZM94 207V206H93ZM107 207V206H106ZM25 208V207H24ZM30 208V207H29ZM64 208V207H63ZM168 208H169V210H170V212L169 213H172V206L170 205V203H169V205H168ZM39 209V208H38ZM184 211V212H185ZM25 212V211H24ZM23 212V213H24ZM103 212H104V210H103ZM44 213V212H43ZM84 213V211L82 212V214ZM29 214V213H28ZM33 215V214H32ZM71 215V214H70ZM46 216V215H45ZM58 219V218H57ZM27 221H28V219H27ZM56 223V222H55ZM58 225V224H57ZM87 229V231L90 233V236H93V234L95 233V230L93 229V228H90V227H87L86 228ZM36 232V231H35ZM33 233V234H36V233ZM38 232V231H37ZM51 233H52V231H51ZM14 234V233H13ZM45 236L46 235H49V234H47V233H43ZM43 234H42V236H41V242H45V237L43 236ZM57 235H58V238H57V235L55 236V234H54V240L55 241H52L53 240V236H48L49 237V239L50 238H52V240H51V243L53 244L54 242H56L58 239H59V241H57L55 244H58V242H61V238H60V234H61V232H57L56 233ZM37 236V238H39V234L37 233L36 234ZM55 237L57 238V239H55ZM87 237H88V234H87V232H83L78 238H77V240H78V243L79 244H85L86 242H87ZM83 239V240H82ZM23 240V239H22ZM47 241V240H46ZM49 241L50 240H48V244H51V243H49ZM20 242H22V244L24 243V241H20ZM38 242L39 241H36V239L34 238V237H29L28 239H27V241H26V245H29V246H32V247H34L35 245H37L38 244ZM18 245H19V243H17ZM44 244H46V242L44 243ZM21 245V244H20Z\"/></svg>", "mask_w": 264, "mask_h": 264}]
</instances>
